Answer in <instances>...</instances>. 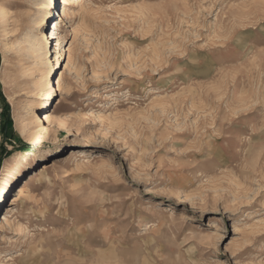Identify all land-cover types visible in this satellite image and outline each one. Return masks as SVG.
<instances>
[{"label": "rangeland", "instance_id": "374dc122", "mask_svg": "<svg viewBox=\"0 0 264 264\" xmlns=\"http://www.w3.org/2000/svg\"><path fill=\"white\" fill-rule=\"evenodd\" d=\"M0 264H264V0H0Z\"/></svg>", "mask_w": 264, "mask_h": 264}, {"label": "trees", "instance_id": "16d2710c", "mask_svg": "<svg viewBox=\"0 0 264 264\" xmlns=\"http://www.w3.org/2000/svg\"><path fill=\"white\" fill-rule=\"evenodd\" d=\"M6 116H7V119H9L10 118V112H8V114ZM1 118H4V116H1Z\"/></svg>", "mask_w": 264, "mask_h": 264}]
</instances>
